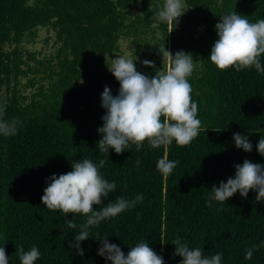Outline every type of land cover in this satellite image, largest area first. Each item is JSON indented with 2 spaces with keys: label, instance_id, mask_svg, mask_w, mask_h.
<instances>
[{
  "label": "trees",
  "instance_id": "obj_1",
  "mask_svg": "<svg viewBox=\"0 0 264 264\" xmlns=\"http://www.w3.org/2000/svg\"><path fill=\"white\" fill-rule=\"evenodd\" d=\"M163 3L0 0V94H7L0 118L20 122L15 135H0V247L9 264H20L17 246L25 251L36 246L41 255L35 264H111L97 254L105 237L125 255L148 243L164 264H180L171 243L177 237L205 256L222 253L221 264H264V202L255 201L256 191L206 205L213 185L234 178L235 165L246 159L264 165L256 149L264 136V74L254 67L220 71L209 59L220 17L235 11L255 23L264 19V0H183L187 11L176 25L156 20ZM41 28L54 32L49 54L27 48ZM121 39L129 40L136 55L142 49L153 54L150 78L167 71L168 59L170 66L166 51L192 55L188 81L201 128L189 145L173 141L152 149L145 141L140 151L132 145L119 155L114 149L99 152L98 128L106 113L101 95L106 86L118 95L120 84L109 67ZM260 62L264 67V54ZM234 133L248 137L251 152L235 146ZM164 157L179 161L167 178L156 168ZM83 159L96 164L104 159L100 174L117 185L94 210L120 196L133 200L139 194L143 201L90 228L80 256L69 242L75 243L86 218L48 210L41 197L52 175L72 171L71 165ZM72 219L76 229L63 227Z\"/></svg>",
  "mask_w": 264,
  "mask_h": 264
},
{
  "label": "clouds",
  "instance_id": "obj_2",
  "mask_svg": "<svg viewBox=\"0 0 264 264\" xmlns=\"http://www.w3.org/2000/svg\"><path fill=\"white\" fill-rule=\"evenodd\" d=\"M185 11L183 0H164L155 16L158 22L176 25ZM215 30L218 39L210 51L212 64L220 71L234 67L239 72L254 67L258 73L264 74L260 62L264 54V19L251 23L246 16L234 11L221 16ZM165 54L170 57V66L166 72H157L152 78L138 72L135 61L131 59L123 56L112 59L109 70L119 82L120 88L118 95L113 96L106 86L101 95V107L106 109V113L101 118L103 126L98 128L102 137L97 142L99 152L108 154L110 149H114L119 155L132 145H135L136 151H140L145 141L152 149L171 145L173 141L179 147H184L198 136L201 120L197 118L198 104L192 100L193 88L188 81L194 71L193 57L182 50L174 56L168 51ZM143 64L154 66L147 60ZM3 110V106L0 107V113ZM19 123L15 119L7 121L0 118V135H15ZM233 140L237 148L245 152L252 151L253 145L248 137L234 133ZM256 149L264 157V136L261 135ZM105 163L104 159H100L98 164L91 159L73 163L72 171L58 177L54 174L49 178L50 183L41 197L48 210H60L63 216L79 214L86 218L79 225V234L74 236L75 243L69 242V248L76 249L80 256L84 255L80 243L90 237V228L99 226L102 221L116 217L143 201V196L139 194L133 200L120 196L114 202L94 210L95 205H101L103 198L117 188L114 181L109 182L100 174ZM178 163L164 157L157 161L156 168L167 178ZM139 164L137 160V167ZM250 190L256 191V202H264V165L246 159L242 165H235L234 178H228L226 183L221 181L219 186L213 185L206 205L212 207L213 201L226 202L237 192L246 198ZM64 226L77 228L74 219L65 220ZM106 238L99 239L101 246L97 254L111 261V264H164L163 257L148 243L136 244L125 255L119 246L109 243ZM171 243L175 245L173 255L182 257L180 264H221L222 253L205 256L201 248H190L180 237ZM258 247L249 248L245 259H251L254 248ZM16 252L20 264H35L41 255L36 246L29 251L17 246ZM0 264H9L4 247H0Z\"/></svg>",
  "mask_w": 264,
  "mask_h": 264
},
{
  "label": "rangeland",
  "instance_id": "obj_3",
  "mask_svg": "<svg viewBox=\"0 0 264 264\" xmlns=\"http://www.w3.org/2000/svg\"><path fill=\"white\" fill-rule=\"evenodd\" d=\"M185 9V8H184ZM187 11V9H185ZM48 38V43L45 42V39ZM27 48L33 51H42L43 54H49L50 52L54 51V32L48 31L45 28H41L38 31V39L27 45ZM135 47L129 42L127 39H121L120 41V50L114 54L111 57V63L112 59L118 58V56H123L127 59H131L135 61V67L138 72L141 74H144L150 78L149 73V66H146L143 64V61H154L153 54L146 49H142L143 52H141L139 55L134 54ZM159 59H156L158 61ZM160 64V63H159ZM169 67V59L167 60L166 69ZM157 72H161V70H158ZM31 89H27L26 93H30Z\"/></svg>",
  "mask_w": 264,
  "mask_h": 264
},
{
  "label": "water",
  "instance_id": "obj_4",
  "mask_svg": "<svg viewBox=\"0 0 264 264\" xmlns=\"http://www.w3.org/2000/svg\"><path fill=\"white\" fill-rule=\"evenodd\" d=\"M6 91L4 90L1 94H0V107L5 106V99H6Z\"/></svg>",
  "mask_w": 264,
  "mask_h": 264
}]
</instances>
